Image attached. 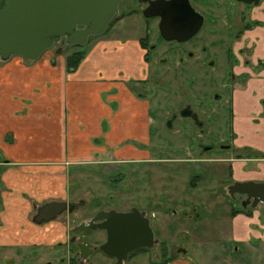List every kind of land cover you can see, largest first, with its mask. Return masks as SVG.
I'll return each mask as SVG.
<instances>
[{"label":"crops","instance_id":"crops-1","mask_svg":"<svg viewBox=\"0 0 264 264\" xmlns=\"http://www.w3.org/2000/svg\"><path fill=\"white\" fill-rule=\"evenodd\" d=\"M244 38L255 48L251 62L264 60V28H255ZM121 44L112 39L96 43L71 74L65 71L63 55L53 50L45 51L35 61L17 56L0 61V257L4 260H17L19 249H27L30 254L33 247H42L44 253L46 248L67 240L65 223L55 219L35 224L32 218L35 208L46 203L85 199L71 190L73 174L94 180L96 166L123 164L147 153L135 148L134 142H148L149 104L147 99L137 97L132 82L147 84L150 70L137 41L127 39L124 46ZM120 49L123 56L128 54L129 62H120L112 53ZM131 58L137 62L135 67ZM252 76L246 84L234 86L233 133L240 130L238 137L246 140L251 150L264 151V70ZM220 161L229 162L231 170L235 169V179L264 183L263 158L230 157ZM248 163L256 166L250 170L246 165L240 167ZM219 198L215 197L216 201ZM213 202L204 205L205 210L199 214L196 209L187 211L190 216L185 220L189 221L180 223L173 235L179 247L188 248L193 242L215 243L216 237H222L229 250L237 244L234 253L241 247H251L255 260L262 257L255 248L264 246V204L245 208L250 213L247 216L230 215L228 229L223 212L210 211L215 208L210 206ZM186 223L190 231L184 228ZM241 256L231 264H240ZM171 259L169 264L184 262L176 255Z\"/></svg>","mask_w":264,"mask_h":264},{"label":"rangeland","instance_id":"rangeland-1","mask_svg":"<svg viewBox=\"0 0 264 264\" xmlns=\"http://www.w3.org/2000/svg\"><path fill=\"white\" fill-rule=\"evenodd\" d=\"M190 1L193 8L204 17L202 29L198 34V37H201L211 30L210 23L213 22L214 16L211 17L208 12L199 7L198 4H202L200 0ZM206 1H208V6L212 4L216 5L214 1ZM228 8L232 9V7ZM120 10L122 11L123 9L121 8ZM110 22L112 25H109L110 30L108 33L100 35L99 37H90V40L92 41L90 42L89 49H92L96 43L112 39L113 37H115V40L123 43V41H126L127 39L138 42L140 38H147L146 36L149 35L151 40L155 41L157 35L156 18L145 20L140 13H135L131 16L126 15V17L120 21L115 22L111 20ZM146 40L148 41V39ZM167 44L168 43L166 42H162V45H164L165 48ZM121 45L124 46V44ZM71 51H73V49L67 50L65 55ZM112 53L115 54L117 59L120 58V62L122 59L129 62L128 54L126 53L123 56L122 49L112 50ZM129 53L132 55L131 52ZM139 53H141V51ZM133 59L135 61L137 60L135 56ZM133 59L131 58L130 63L135 67L137 62ZM149 68L150 77L147 83H150V88L143 91L140 89L137 90L148 100L149 111L152 114V118H155L156 120L161 115V111L176 110L182 101L181 98L183 95L178 97L180 92L177 89V84L173 78L176 75V70L178 74H181V78H184L185 84L190 86L199 85L202 88V83H208V79L210 78L209 75H203L204 72L198 74L196 79H193V77L190 78L192 74L189 72H181L180 67H173L170 75L167 72L165 74L161 73L160 76H153L154 70H152L151 66ZM214 75H216V73H214ZM223 75H225V70H223V73L218 80H220ZM200 78H204V81H201ZM155 82H161L164 86L170 88L169 90L171 91L167 93L169 90L166 92L159 90L158 85H154ZM172 89L178 92L177 97H175L176 93ZM189 92L192 97L191 101L196 105H198L197 97L199 99H204L203 94L198 91L192 92L190 90ZM156 101H159L160 103H157ZM218 107L221 111V115L216 120L218 122L216 128H213L215 125L211 126L212 119H215L214 117L208 118L207 124H209L210 127L207 128L204 133L198 134L194 131H187L180 127V134L178 136L181 139H179L177 143L176 141L173 143V141L168 139L172 140L174 137H177L178 133L172 134L169 131L168 133L170 134L166 136V139L164 141H159L161 142L160 146L162 149L159 148L158 152L150 154L151 159H163L162 161H148V163L140 165L115 163L100 164V166L94 168V176L96 177L94 180L92 177L88 176L90 173H85L88 176L87 178L82 174H73L70 181L71 190L74 194L84 196L85 199L83 200L84 204L71 214H78L79 218L88 220V216L94 217L98 212L109 209L115 211L123 209L121 206L130 205L136 209H139L142 206H147L148 211L150 212H162L157 220L154 221L153 225L158 227V239H160L161 242L163 241L167 246L166 249L168 253L166 252V255L168 257L175 255L179 256L184 261L183 264H231L238 255H242V261H240V264H264V246H258L255 248L257 252L262 254V257L255 260L254 257H252L254 253L253 248L241 247L240 252L234 253L237 244L233 243L232 250H229V247L225 245V240L222 237H216L218 241L215 243L204 244L201 242L199 245L197 242H193L188 248H183L185 253L181 255L176 252V248H178L179 245L173 235L175 231L180 228V223L184 224L185 221H189L185 220L190 216L189 212H187L188 209L190 210L191 208H194L199 214L201 211L205 210L203 208L204 205L216 201L215 197H220L218 201L211 204H215V208L210 211H222L223 218L228 219L227 227L228 229L230 228L231 211L229 207L233 203L226 199L225 186L229 187L233 183H244L247 181L235 179V169L232 168L231 170L229 162H223L220 160L228 159L230 157L236 159L239 156L242 158H253L254 156H257L256 153L259 154L257 157L264 156V151L256 148L251 150V146L246 144L247 141L241 140V138L238 137L237 134L240 133V130H237V134L233 133L234 120L232 121V109H234V106L230 104V98L225 99L223 97ZM234 115L237 117V111H235ZM150 121L152 126V119H150ZM200 121L205 124V120L200 119ZM181 126H183V124ZM152 134L155 135L156 142H158L157 137H159V133L157 132L155 125L152 128ZM219 141L230 148L222 150L214 147L213 144H216ZM255 141L257 144L260 142L258 138H256ZM199 144H203L209 149L204 151L201 147L198 148ZM241 146H243L244 149L239 152L235 151L236 148ZM237 153L239 154L237 155ZM159 154H161V156H159ZM244 165L248 166L249 170L256 166L255 163H248L241 164L240 167L242 168ZM141 178L145 182H150L151 180L156 182L159 180V183H161L160 189L150 183H146L144 186H137L136 181ZM124 179L130 183V185L132 181H135V184L133 185L135 188L134 192H129L126 188L122 189L123 186H121V182ZM228 187H226V189H228ZM119 192L120 199L117 198ZM191 198H193L194 201ZM165 199H167L165 202L166 204L161 206L160 209L153 206V203H157L158 200L161 204L164 203ZM258 208H256L255 211L260 214ZM247 210H251V207H247ZM235 211H238L237 214L242 213L246 216L249 215V211L247 212L239 207L235 209ZM258 217L260 220V215ZM158 224L160 225L158 226ZM184 228L190 231V225L188 223L185 224ZM97 233L101 232H95L93 234L94 238L98 237ZM192 233L195 235L197 234V232ZM215 234L217 233L215 232ZM101 238L102 237L100 236L99 241H101ZM221 239L223 241H220ZM252 244L256 245L257 243L255 241L252 242ZM29 252L30 251L27 249H20V257L14 262L4 260V257L1 255L0 264H29L30 260H32V256L28 255ZM74 252V249L71 250L70 257L73 256ZM67 258L68 254L65 248H57L52 251L51 260H48V262H51V264H59L58 262L61 259ZM164 260L165 258L163 261ZM112 261V258L105 256L97 250L91 255L89 264H114ZM125 264L149 263L147 262L146 255L142 252H135L133 257L127 260Z\"/></svg>","mask_w":264,"mask_h":264},{"label":"flooded vegetation","instance_id":"flooded-vegetation-1","mask_svg":"<svg viewBox=\"0 0 264 264\" xmlns=\"http://www.w3.org/2000/svg\"><path fill=\"white\" fill-rule=\"evenodd\" d=\"M212 1H214L216 5L212 4L208 6L207 5L208 1L206 0H200L202 4H198L199 7L204 11L208 12L211 17L214 16L213 22L210 23L211 30L208 31L206 35H202L201 37H198V34L200 33V30L202 29L203 26L202 24L199 31L192 38L182 42H179L177 40L167 41L162 38L159 30V24L161 19L158 17L145 18L142 15L143 10H145L149 5L144 0H131V7L129 9L119 6V10L121 8L123 10L122 11L120 10L119 14L115 18H113L115 19V22L122 20L123 18L126 17V15L131 16L135 13H140L145 20H149L151 18H156L157 20V35L155 41H152L149 35L146 36L147 38L142 37L138 41L140 48L144 51L142 60L148 67L150 66L152 67V70H154L153 76H160L161 73L165 74L167 72L170 75L171 74L170 72L171 70H173V67H180V70L183 73L189 72L190 74H192L190 78L193 77V79H196L197 75L203 72H204L203 75L210 76V78L208 79L209 82L208 83L203 82L201 88V86L199 85H194V86L192 85L190 86L188 84L186 85L184 78H181V74H178L177 70L175 71L176 75L173 78L175 80V83L177 84V89L179 90L180 94L178 95V92L176 90L174 89L172 90H174L176 93L175 97H177V95L178 97H181L183 95L179 107L176 110L174 109L171 111L168 110L161 111V115L158 117L157 120L155 118H152V114L149 112V118L152 119L153 124L151 126L150 123L148 142L147 144L134 142L135 148L141 149L143 151H147V153H145V155H140L139 158H131L127 161H124L123 164L140 165V164L148 163V161H154V160L162 161L163 159H159V160L151 159L150 154L151 153L155 154L156 152H158L159 148L162 149L160 146L161 142L159 141L161 140L164 141L166 139V136L170 134L168 133L169 131L172 134L178 133L177 137H174L172 140L168 139L170 141H173V143H175V141L177 143L179 139H181L178 136L180 134L179 131L180 127L183 128L184 130L194 131L198 134L204 133L206 132L205 130L210 127L209 124H207L208 118L214 117L215 119H212L211 126L215 125L213 128H216V126H218V122L216 120L221 115V111L218 109L219 108L218 105L222 100V98L223 97L225 99L230 98V104L232 105L231 99H232V94L235 91L234 86H241L246 84L247 81L253 77L252 74L257 75L264 70V60L261 59L256 64L251 62V57H253L254 55L255 48H253L252 45L249 46L248 45L249 40L244 38L247 32L255 28H264V0H258L257 5H253V4L245 5L241 2H236L234 0H229V2L228 0H211V2ZM234 2L238 4H235ZM189 4L193 8L190 0H189ZM228 7H232V9L231 8L229 9ZM195 12L197 11L195 10ZM199 14L203 17L201 13ZM252 15L253 16L256 15V17L254 19H251ZM259 17H262L263 20L262 21L259 20ZM203 23H204V17H203ZM108 28L109 27L107 26V28L101 35L107 33ZM146 39H148V41ZM112 40H115V37H113ZM126 41H123L122 44H125ZM162 42L168 43L166 48L164 47V45H162ZM88 43H89V39L84 46H86ZM56 45H61L63 47ZM56 45L53 46L50 50H53L56 53V51L59 48H62L63 49L62 55L66 53L65 49L67 48H69L68 50L76 49L74 48L76 45L67 46L64 40H61ZM90 50L91 48L88 50V52ZM148 69L150 70V68ZM243 69H246L249 72L245 73L242 71ZM223 70H225V75H223L220 78V80H218V78L222 75ZM214 73H216V75H214ZM148 75L149 76L146 79H149L150 72L148 73ZM200 80L204 81V78H200ZM132 84L135 91L137 89L143 91L150 88V83H147V86L146 84L135 83V82H132ZM154 85H158L159 90H162L164 92L170 89L164 86L161 82L158 83L155 82ZM190 90L192 92L198 91L199 93L203 94L204 99H199L197 97L198 105L194 104L191 101L192 97L189 92ZM170 91L171 90H169L167 93H169ZM136 92H137L136 93L137 97L139 98L143 97L144 99H146V97H144L141 92H138V90ZM156 102L160 103L159 101ZM200 119L205 120L204 121L205 124L201 122ZM182 124L183 126H181ZM154 125L157 132L159 133V137H157L158 142H156L155 135L152 134V128ZM213 145L214 147L220 148L222 150H226L230 148L228 146H225L221 141ZM200 147L204 151H207L209 149L206 148L205 145L203 144H199L198 148ZM159 156H161V154H159ZM134 182L135 181H132L130 185V183H128L124 179L121 182V186H123L122 189L126 188L129 190V192H134L135 189L133 186L135 184ZM146 183H150L155 187H157L158 189H160L161 186L159 180H157L156 182H154V180H151L150 182L149 181L145 182L141 178V179H137L136 181L137 186H144ZM226 187L228 186H225V195L227 197L226 199H228L229 202L233 203L229 207L230 211L235 210L238 207L242 208L241 207L242 203H245L247 201L246 196L238 195V194H233V196H230L228 193V189H226ZM118 194L119 195H117V198L120 199L119 198L120 192ZM167 199H165L164 203L162 204L158 200L157 203H153V206L157 207V209H160L161 206H164L166 204L165 202L167 201ZM81 200L83 201V199H80L79 201ZM252 203L253 200L250 201V204L247 205V207L250 208ZM210 206L214 207L215 204ZM121 207L123 209L116 211L109 209L106 210L105 212L115 211V212L123 213V212H130L134 209L138 210L139 212H144L145 215L150 220L151 227L154 230L155 239L158 240V242L154 243L151 248H139L128 253L126 259L123 260L122 264H125L127 260L132 258L135 252H142L144 255H146L147 262L149 264H164L166 261L171 262L172 260L171 258H173V256L168 257L166 255V252L168 253L166 249L167 246L163 241L161 242L160 239H158L159 238L157 235L158 227L153 225L154 221L157 220L158 216L162 212L160 211H158L157 213L150 212L148 211L147 206H142L139 209L133 208L130 205L121 206ZM190 211H194V208H191ZM88 217H89L88 220H86L84 218H79L78 214L73 215L67 212H64L61 215H59L56 218V220H60L62 223L66 224L67 240L64 243H58L53 247L46 248L44 253L41 252L42 247H38V248L33 247L32 253L28 254L29 256H32V260H30L29 264H51V262H48V260H51V253L53 250L57 248H65L68 254V258L61 259L58 262L59 264H89L90 257L94 251L99 250L101 253H103L100 250V247L106 242L107 235L105 231L97 230L92 232L90 235H88V241H89L91 253L87 256L86 259L81 258L79 256L80 253L79 245H81L82 243L79 242L78 239L81 235V232L75 231V228H77L83 223H87L89 220L93 218L91 216ZM159 225L160 224H158V226ZM95 232H101V233H97L98 235L97 238L93 237V234ZM100 236L102 237L100 239L101 241H99ZM86 244L87 242L86 243L83 242L81 246L85 248ZM73 249L75 250V252L73 256L70 257L71 250ZM176 252L179 253L180 255L185 253L183 251V248L180 247L176 248ZM18 256L20 257L19 251H18ZM164 258L165 260L163 261ZM112 260L114 264H117L115 258H112ZM10 262H14V261H10Z\"/></svg>","mask_w":264,"mask_h":264},{"label":"water","instance_id":"water-1","mask_svg":"<svg viewBox=\"0 0 264 264\" xmlns=\"http://www.w3.org/2000/svg\"><path fill=\"white\" fill-rule=\"evenodd\" d=\"M149 5L143 10L145 18H160L159 30L163 39L179 42L192 38L201 28L203 17L195 12L189 0H144ZM245 5H257L258 0H234ZM119 6L131 7V0H0V61L21 57L37 60L45 51L64 40L67 46H84L90 37L101 35L109 22L119 14ZM63 49L56 51L62 55ZM230 196L245 195L244 209L264 204V183H234L228 187ZM83 201L49 202L35 208L32 221L47 223L64 212L73 213ZM97 230L106 232L107 240L100 250L122 264L127 254L139 248H151L154 230L144 212L100 211L75 231L81 232V258L91 253L88 235Z\"/></svg>","mask_w":264,"mask_h":264},{"label":"trees","instance_id":"trees-1","mask_svg":"<svg viewBox=\"0 0 264 264\" xmlns=\"http://www.w3.org/2000/svg\"><path fill=\"white\" fill-rule=\"evenodd\" d=\"M112 21H115V19H113ZM109 25L110 26L112 25L111 22L108 24V27H110ZM108 31H109V28L107 30V33H108ZM96 37H99V36H96ZM91 41L92 40H90V38H89V43L86 46H77L76 45L74 47V48H76L75 50L71 51L70 53H68L66 55L63 54L66 73H70L71 74V73H74L78 69V67L80 66V64L82 63V61L85 59V57L88 54L89 45H90ZM68 49L69 48L65 49V51H67ZM256 155L258 156L259 154L256 153ZM257 156H254V157L263 158L264 159V156H261V157L260 156L257 157ZM239 158H242V157L239 156ZM241 209H243V208H241ZM237 213H238V211L232 210L231 211V216H235ZM248 214L250 215V213H248ZM169 262L170 261H166L164 264H169Z\"/></svg>","mask_w":264,"mask_h":264}]
</instances>
